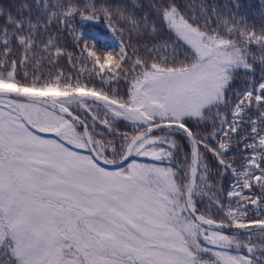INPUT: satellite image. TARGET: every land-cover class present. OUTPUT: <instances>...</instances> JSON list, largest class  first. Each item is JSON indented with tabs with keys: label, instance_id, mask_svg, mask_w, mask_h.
<instances>
[{
	"label": "snow or ice",
	"instance_id": "1",
	"mask_svg": "<svg viewBox=\"0 0 264 264\" xmlns=\"http://www.w3.org/2000/svg\"><path fill=\"white\" fill-rule=\"evenodd\" d=\"M77 16L119 52L41 39ZM0 19V264H264V22L207 0H14ZM233 141L252 149L240 171ZM209 154L237 177L227 207Z\"/></svg>",
	"mask_w": 264,
	"mask_h": 264
},
{
	"label": "trees",
	"instance_id": "2",
	"mask_svg": "<svg viewBox=\"0 0 264 264\" xmlns=\"http://www.w3.org/2000/svg\"><path fill=\"white\" fill-rule=\"evenodd\" d=\"M29 3H32L33 0H28ZM49 3L55 4L56 0H48ZM97 2H100V0H97ZM108 2L113 3L117 2V0H108ZM133 3H136V0H132ZM146 2V0H145ZM183 2V0H181ZM14 0H0V9H3L7 11L8 6L10 4H13ZM207 3L210 6L216 7L218 10L224 12L226 15L229 13H238L239 16L246 17L247 23L249 25H255L256 29L259 30V27L261 26V23L264 22V0H207ZM236 3H239L241 5L240 9H236L234 5ZM5 21L3 19H0V25H3ZM72 26L76 28L75 33H71L68 31H61L60 29L63 27L62 25H57L53 23V25L48 29V32L43 34L41 39H46L49 34L53 36H59L60 41L59 43L62 45L63 48L67 50V52L79 54V49L74 48L73 44L75 41L73 40V35L79 36L81 32H83V36L85 39H89L92 36H95L97 39L96 46L93 50L97 51L98 55H102L104 52H113L118 53L119 52V39L115 36V34L112 32L111 28L108 26L107 21L101 16L100 19L94 20V21H86L81 22V18L77 16L75 20L72 22ZM93 41L89 40V47H93ZM83 44V41H81V45ZM254 51L258 52V47L254 48ZM19 54V53H17ZM142 55H146V53L143 52V49L141 50ZM60 65L65 69V71L68 70L70 65L68 64L67 59H63L60 61ZM91 66L90 64L88 65ZM87 77V73H85V78ZM261 79V74L257 71L255 75L250 77H244L243 75L239 78H237L236 83L234 87L243 88L245 86L244 82L247 80L249 83L256 82ZM123 82H121L119 85H115L116 87H119L122 85ZM97 87H99V80L97 78ZM256 109L253 107L252 112L249 113V115L252 116V119L256 120L257 115ZM247 123V121H246ZM119 129L120 131H127L128 130V124L124 121L119 122ZM203 131V129H201ZM211 129L209 128L208 131ZM251 142V141H250ZM183 143H187V141H183ZM213 144H215V141H213ZM252 149H243L242 145L237 142L233 141L230 150L225 154V161L226 163H231L234 168L237 169V171H240L242 168V165L244 164L246 155H251ZM210 159V167L213 173L212 181L215 182L216 187L214 189L215 193L219 198L223 201H225V207H227L226 201L228 199L237 200L238 197L228 198L226 196V190L230 191L233 189V186L237 185V177L233 174L232 169H228L226 172L223 173V177L216 175V167H215V158L209 154ZM242 182V181H241ZM255 185V181H253ZM243 194H250L252 198H258L260 196V189L258 186H255L254 189H244ZM208 201L207 199H203L198 202V208L204 209L207 205ZM235 207V205H233ZM250 208L257 210L260 213H264V205L259 206V208L255 205H249ZM212 213L216 218L219 217V214L216 212V209H212Z\"/></svg>",
	"mask_w": 264,
	"mask_h": 264
},
{
	"label": "rangeland",
	"instance_id": "3",
	"mask_svg": "<svg viewBox=\"0 0 264 264\" xmlns=\"http://www.w3.org/2000/svg\"><path fill=\"white\" fill-rule=\"evenodd\" d=\"M120 88H123L124 87V84L122 83V85L121 86H119ZM124 122H126L127 124L129 123V122H127V121H124ZM38 134H40V135H42V136H44L45 138H47V139H52V138H55L54 136H52L51 134H46V133H38ZM84 154H87V152L86 153H84ZM134 159H136L138 162H140V163H159V162H156V161H152L150 158H146V157H133ZM130 162V161H129ZM161 166H165V165H161ZM112 170H114V169H112ZM219 218V217H218ZM217 218V219H218Z\"/></svg>",
	"mask_w": 264,
	"mask_h": 264
}]
</instances>
